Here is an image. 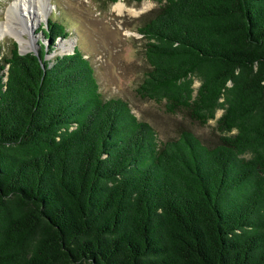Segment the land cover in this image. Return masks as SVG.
<instances>
[{
    "label": "trees",
    "instance_id": "obj_1",
    "mask_svg": "<svg viewBox=\"0 0 264 264\" xmlns=\"http://www.w3.org/2000/svg\"><path fill=\"white\" fill-rule=\"evenodd\" d=\"M150 1L135 93L217 139L158 141L77 46L47 58L58 20L0 44V264H264V0Z\"/></svg>",
    "mask_w": 264,
    "mask_h": 264
},
{
    "label": "rangeland",
    "instance_id": "obj_2",
    "mask_svg": "<svg viewBox=\"0 0 264 264\" xmlns=\"http://www.w3.org/2000/svg\"><path fill=\"white\" fill-rule=\"evenodd\" d=\"M13 1L0 0V22L5 21ZM44 3L46 11L40 17H35L34 26L24 33L29 42L26 49H37V41L43 39L38 30L41 24H46L48 18L58 20L66 26L70 36L55 40V47L46 54L47 58L56 53L71 51L77 46L93 65L102 95L127 101L132 113L152 126L158 141L176 136L182 128L189 129L206 144L217 139L219 132L215 128L214 118L199 123L181 111L167 112L161 102L141 98L135 93L134 89L147 68L142 53L143 40L136 27L149 15V10L156 6V2L44 0ZM69 40L73 44L70 48L66 45ZM13 41L17 40L9 34L0 36L3 49ZM43 42L47 43L44 39ZM220 111L217 109L214 116H218Z\"/></svg>",
    "mask_w": 264,
    "mask_h": 264
},
{
    "label": "bare ground",
    "instance_id": "obj_3",
    "mask_svg": "<svg viewBox=\"0 0 264 264\" xmlns=\"http://www.w3.org/2000/svg\"><path fill=\"white\" fill-rule=\"evenodd\" d=\"M118 4H116L117 6ZM22 10L21 12L17 10ZM120 10V8H118ZM44 0H15L12 2L5 21L0 22V36L4 34L11 35L18 41L21 50L27 51L29 45L24 33L28 32L34 26L35 17H40L45 12ZM72 40L67 41V47L70 48ZM37 46V45H36ZM33 48V47H32ZM30 51V50H28Z\"/></svg>",
    "mask_w": 264,
    "mask_h": 264
},
{
    "label": "water",
    "instance_id": "obj_4",
    "mask_svg": "<svg viewBox=\"0 0 264 264\" xmlns=\"http://www.w3.org/2000/svg\"><path fill=\"white\" fill-rule=\"evenodd\" d=\"M16 43H17V45H18V49H19V52H20V53L27 52V51L21 50V49L19 48L18 41H16ZM36 47H37V46H36ZM32 51H34V52L37 54V51H36V49H35V50H32Z\"/></svg>",
    "mask_w": 264,
    "mask_h": 264
}]
</instances>
